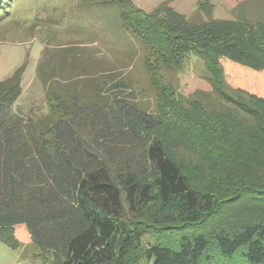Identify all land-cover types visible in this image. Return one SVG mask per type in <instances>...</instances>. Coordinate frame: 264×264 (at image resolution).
Here are the masks:
<instances>
[{"label":"trees","instance_id":"obj_1","mask_svg":"<svg viewBox=\"0 0 264 264\" xmlns=\"http://www.w3.org/2000/svg\"><path fill=\"white\" fill-rule=\"evenodd\" d=\"M114 1L120 24L145 45L157 110L117 70H43L50 110L38 116L15 106L26 63L0 80V240L16 243L24 225L50 264H203L213 250L264 264V156L243 152L264 135V102L232 96L222 62L264 70V17L177 20L170 9ZM13 2L0 0V21ZM188 52L204 60L221 102L173 98L163 68L180 70ZM166 128L173 139L158 135ZM152 206L163 217L151 220Z\"/></svg>","mask_w":264,"mask_h":264},{"label":"rangeland","instance_id":"obj_2","mask_svg":"<svg viewBox=\"0 0 264 264\" xmlns=\"http://www.w3.org/2000/svg\"><path fill=\"white\" fill-rule=\"evenodd\" d=\"M132 1L145 12L164 9L162 16L169 14L166 10L170 9L177 15V20L182 16L195 21L235 20L238 13L253 18L264 17V0ZM119 13L120 6L114 0H14L10 13L0 21V80L11 76L26 63L23 92L15 104L16 109L34 116L48 113L46 76L43 78L42 71L49 74L65 71L67 74L75 62L82 67L93 66L97 73L104 69L117 70L131 80L138 100L149 110H157L158 94L144 64L145 45L120 24ZM69 48L78 54L74 59L66 51ZM222 62L227 89L232 96L254 105L258 104L257 100L264 102V70L228 58ZM182 63L178 71L163 68L166 85L171 83L173 86V98L184 106L221 102L213 91L204 60L198 54L188 52ZM158 135L173 139L167 128ZM256 140L261 142L250 143L243 150L247 159L262 160L264 156V135ZM169 147L179 161L188 164L185 169L192 172L184 150L172 144ZM257 164L264 169V162ZM198 179L203 181V177ZM159 212L152 206L149 218L163 217ZM14 234L16 243L0 240V264H50L49 255L31 241L24 225L15 226ZM147 238L155 242L151 236ZM203 264L249 263L241 257L228 262L222 253L213 250L211 261Z\"/></svg>","mask_w":264,"mask_h":264}]
</instances>
